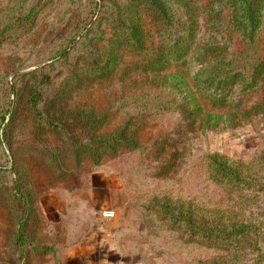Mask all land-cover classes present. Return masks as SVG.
Returning a JSON list of instances; mask_svg holds the SVG:
<instances>
[{
    "label": "rangeland",
    "instance_id": "374dc122",
    "mask_svg": "<svg viewBox=\"0 0 264 264\" xmlns=\"http://www.w3.org/2000/svg\"><path fill=\"white\" fill-rule=\"evenodd\" d=\"M130 1L0 0V264H65L106 228L130 264H264V12L259 65L230 79L247 45L230 0H162L168 20ZM132 24L139 42L116 49ZM214 154L250 182L214 176ZM185 215L213 236L261 225L262 247Z\"/></svg>",
    "mask_w": 264,
    "mask_h": 264
},
{
    "label": "trees",
    "instance_id": "16d2710c",
    "mask_svg": "<svg viewBox=\"0 0 264 264\" xmlns=\"http://www.w3.org/2000/svg\"><path fill=\"white\" fill-rule=\"evenodd\" d=\"M232 2L233 8V13H234V20L238 22V24H241L246 37H247V45L245 49L239 53L237 56L228 58L226 61L227 64L230 66V73H226V76L228 78H235L237 75V72L235 70H239L238 68H242L245 71H249L252 73V75L255 72V69L258 64V58L256 57L257 51L255 48V34L258 31L260 20L262 18L263 12H264V0H230ZM139 2V3H138ZM141 5L144 4L145 6L151 8L156 14L161 16L162 18L168 20V13L164 7L163 1L162 0H131L130 5L128 4V7L133 4ZM128 8L125 9L127 11ZM132 8H129V13L128 16L131 18V13ZM171 22L168 23L170 25ZM178 29L184 30L188 29L187 25L185 23H178ZM138 33L139 30L137 28V24H132V28L130 31L125 33V36L118 37L115 36L111 40V44L118 49L123 43H129V42H134L135 44L139 42L138 40ZM111 60L116 61V56L112 59H107L102 63L101 66L98 67V70L103 69L105 66H107L109 63L113 62ZM235 69V70H234ZM250 73V74H251ZM87 120L90 125H95V119L92 114L87 115ZM89 137V136H88ZM72 141H77L76 139L73 138ZM90 141V143H89ZM92 141V144H91ZM103 141H110L113 143H120L122 144H129L128 140L126 139L122 134L119 135H114L111 139L109 140H102L101 139H95L92 138L91 136L86 139V146L85 148L88 151H95L98 150L100 147H106L108 146L105 142ZM89 143V145H87ZM98 146V147H97ZM209 163L210 167L212 169L213 175L217 176L218 179H223L228 182H231L235 187L239 186L240 184H248L250 181H247L243 179L242 177L238 176V169L237 165H228L222 161L217 160V156L210 155L209 156ZM262 186V185H261ZM173 218V215H171ZM184 222L186 223V229L191 230L190 233H197L202 237L205 238H216V240H226L228 242H232L233 240L236 243L239 242H244V240H247V246H249L250 249H258L260 251L262 245H261V239L263 235L262 228L263 226L261 225H254L253 222H246V223H239L235 225H231L229 229H225L224 227H220L219 225H215L213 228L216 231V235L213 236L210 231L211 229H207L205 225H203L202 222L196 224L193 222V220L185 215L183 218ZM196 226H198L200 229L198 231L195 230ZM24 227V222L21 220L19 222V234L22 235L23 237V232L21 230ZM212 228V227H211ZM201 231V232H200ZM205 231H210V233H205ZM24 242V240L22 241ZM234 244V245H235ZM45 247L39 246L36 244V254H41L46 251L44 249ZM257 264V263H254ZM260 264V263H259Z\"/></svg>",
    "mask_w": 264,
    "mask_h": 264
},
{
    "label": "crops",
    "instance_id": "0c3cea01",
    "mask_svg": "<svg viewBox=\"0 0 264 264\" xmlns=\"http://www.w3.org/2000/svg\"><path fill=\"white\" fill-rule=\"evenodd\" d=\"M84 235H80V238L73 243L74 245L66 249L64 253L65 264H130L127 255L120 257V259L115 256L113 240L108 237L107 228L104 234L95 235V237L91 233L88 237ZM105 238L107 239L104 240Z\"/></svg>",
    "mask_w": 264,
    "mask_h": 264
},
{
    "label": "built area",
    "instance_id": "2783aa9c",
    "mask_svg": "<svg viewBox=\"0 0 264 264\" xmlns=\"http://www.w3.org/2000/svg\"><path fill=\"white\" fill-rule=\"evenodd\" d=\"M103 217H112L113 216V212L112 211H104L102 213Z\"/></svg>",
    "mask_w": 264,
    "mask_h": 264
}]
</instances>
